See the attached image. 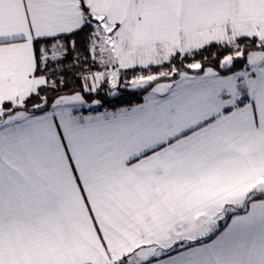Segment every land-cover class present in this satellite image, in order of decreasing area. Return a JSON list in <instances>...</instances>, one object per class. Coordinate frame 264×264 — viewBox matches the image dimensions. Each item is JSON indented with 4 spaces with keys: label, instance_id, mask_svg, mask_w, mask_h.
Masks as SVG:
<instances>
[{
    "label": "snow or ice",
    "instance_id": "1",
    "mask_svg": "<svg viewBox=\"0 0 264 264\" xmlns=\"http://www.w3.org/2000/svg\"><path fill=\"white\" fill-rule=\"evenodd\" d=\"M0 264H264V0H0Z\"/></svg>",
    "mask_w": 264,
    "mask_h": 264
},
{
    "label": "trees",
    "instance_id": "2",
    "mask_svg": "<svg viewBox=\"0 0 264 264\" xmlns=\"http://www.w3.org/2000/svg\"><path fill=\"white\" fill-rule=\"evenodd\" d=\"M133 102H140L138 98H135Z\"/></svg>",
    "mask_w": 264,
    "mask_h": 264
}]
</instances>
